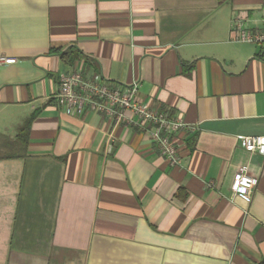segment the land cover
I'll return each mask as SVG.
<instances>
[{"label": "crops", "instance_id": "crops-1", "mask_svg": "<svg viewBox=\"0 0 264 264\" xmlns=\"http://www.w3.org/2000/svg\"><path fill=\"white\" fill-rule=\"evenodd\" d=\"M264 0H0V136L34 113L22 158L0 159V264H264ZM138 83L191 128L170 166L146 126L115 127L55 96L74 68ZM241 166L257 178L233 194Z\"/></svg>", "mask_w": 264, "mask_h": 264}, {"label": "built area", "instance_id": "built-area-1", "mask_svg": "<svg viewBox=\"0 0 264 264\" xmlns=\"http://www.w3.org/2000/svg\"><path fill=\"white\" fill-rule=\"evenodd\" d=\"M232 41L264 45V31H252L239 19L231 22ZM14 60L0 57V64ZM139 85H119L106 81L96 73H87L78 64L59 77V91L55 102L68 114L80 115L85 111L104 116L112 127L133 124L146 126L149 139L158 154L170 166H178L180 159L173 140L175 134L191 129L179 116L168 109H153L137 99ZM239 145L248 153L264 157L263 136H237ZM257 178L249 175L248 167L241 166L231 184L233 194L249 195L257 185Z\"/></svg>", "mask_w": 264, "mask_h": 264}, {"label": "trees", "instance_id": "trees-1", "mask_svg": "<svg viewBox=\"0 0 264 264\" xmlns=\"http://www.w3.org/2000/svg\"><path fill=\"white\" fill-rule=\"evenodd\" d=\"M58 54L61 60L69 66H74L80 59L79 54L71 51L60 52L59 50L53 51ZM35 113L22 123L18 128L15 140L11 141L6 136H0V159L22 158L26 153V146L28 140L29 126L34 118Z\"/></svg>", "mask_w": 264, "mask_h": 264}, {"label": "water", "instance_id": "water-1", "mask_svg": "<svg viewBox=\"0 0 264 264\" xmlns=\"http://www.w3.org/2000/svg\"><path fill=\"white\" fill-rule=\"evenodd\" d=\"M263 50H264V46H263Z\"/></svg>", "mask_w": 264, "mask_h": 264}]
</instances>
